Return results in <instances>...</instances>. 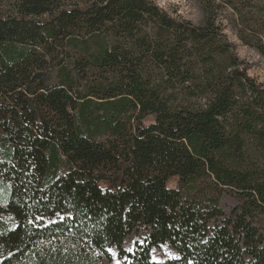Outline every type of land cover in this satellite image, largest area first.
<instances>
[{
    "label": "trees",
    "instance_id": "16d2710c",
    "mask_svg": "<svg viewBox=\"0 0 264 264\" xmlns=\"http://www.w3.org/2000/svg\"><path fill=\"white\" fill-rule=\"evenodd\" d=\"M194 1L0 0V264H264V1Z\"/></svg>",
    "mask_w": 264,
    "mask_h": 264
},
{
    "label": "rangeland",
    "instance_id": "374dc122",
    "mask_svg": "<svg viewBox=\"0 0 264 264\" xmlns=\"http://www.w3.org/2000/svg\"><path fill=\"white\" fill-rule=\"evenodd\" d=\"M160 8L164 9L173 16L188 20L193 25H197L201 22L203 13L198 2L194 0H152ZM263 2L264 0H255ZM231 11L225 8L223 13V26L224 35L226 39L233 45L234 53L237 54L239 60L245 62L248 67V74L251 78L258 81V83L264 85V59L255 50L247 47L239 40L232 26L229 24L231 19ZM233 206L231 199L223 198L221 201V207L224 211H229L230 207ZM8 218H6V221ZM139 240V239H138ZM134 238L126 240L124 248L131 250L134 245ZM114 256V252H112ZM152 259L154 262H162L170 259H174L176 254L173 253L168 247L161 246L159 249L154 250L152 253ZM116 264V263H115Z\"/></svg>",
    "mask_w": 264,
    "mask_h": 264
}]
</instances>
